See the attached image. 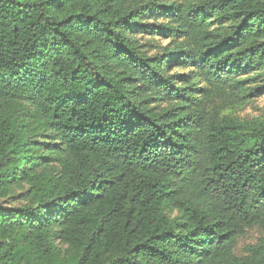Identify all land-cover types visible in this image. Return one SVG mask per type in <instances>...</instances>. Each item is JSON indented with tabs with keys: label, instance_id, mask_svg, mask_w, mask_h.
Instances as JSON below:
<instances>
[{
	"label": "trees",
	"instance_id": "16d2710c",
	"mask_svg": "<svg viewBox=\"0 0 264 264\" xmlns=\"http://www.w3.org/2000/svg\"><path fill=\"white\" fill-rule=\"evenodd\" d=\"M262 94L264 0H0V264H264Z\"/></svg>",
	"mask_w": 264,
	"mask_h": 264
},
{
	"label": "rangeland",
	"instance_id": "374dc122",
	"mask_svg": "<svg viewBox=\"0 0 264 264\" xmlns=\"http://www.w3.org/2000/svg\"><path fill=\"white\" fill-rule=\"evenodd\" d=\"M178 2H184L186 0H176ZM162 19H158L157 23H159ZM149 37H141L138 36V39L142 42L148 39ZM168 40L161 36H153L152 43L156 45H165L167 44ZM154 49H150L149 53H155ZM192 69V67L190 68ZM176 72H183L187 73V69L176 68ZM200 83V82H198ZM202 85V84H200ZM230 114L233 116L238 117L241 120H252L254 118H264V94L258 97L250 98L246 103L233 107L230 110ZM20 204L19 201H15L12 205ZM260 236V231L258 229H249L245 232L244 236L240 237L237 241L236 251L240 252L243 245L247 243H253L256 239ZM60 255L69 254V250L67 247L61 243L57 244Z\"/></svg>",
	"mask_w": 264,
	"mask_h": 264
}]
</instances>
